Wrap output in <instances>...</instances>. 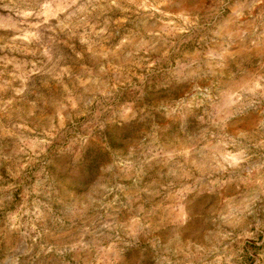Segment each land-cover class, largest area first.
<instances>
[{
	"label": "rangeland",
	"instance_id": "obj_1",
	"mask_svg": "<svg viewBox=\"0 0 264 264\" xmlns=\"http://www.w3.org/2000/svg\"><path fill=\"white\" fill-rule=\"evenodd\" d=\"M0 264H264V0H0Z\"/></svg>",
	"mask_w": 264,
	"mask_h": 264
}]
</instances>
